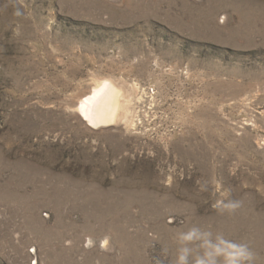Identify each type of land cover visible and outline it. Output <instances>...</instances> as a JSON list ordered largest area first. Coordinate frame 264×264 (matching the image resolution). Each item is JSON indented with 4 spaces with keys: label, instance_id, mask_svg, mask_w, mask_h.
<instances>
[{
    "label": "rangeland",
    "instance_id": "374dc122",
    "mask_svg": "<svg viewBox=\"0 0 264 264\" xmlns=\"http://www.w3.org/2000/svg\"><path fill=\"white\" fill-rule=\"evenodd\" d=\"M101 80L128 110L92 129ZM205 242L264 264V0H0V264H196Z\"/></svg>",
    "mask_w": 264,
    "mask_h": 264
},
{
    "label": "bare ground",
    "instance_id": "6f19581e",
    "mask_svg": "<svg viewBox=\"0 0 264 264\" xmlns=\"http://www.w3.org/2000/svg\"><path fill=\"white\" fill-rule=\"evenodd\" d=\"M75 109L80 119L92 129L116 123V118L128 110L121 102L119 89L108 80L96 81L92 91L81 98Z\"/></svg>",
    "mask_w": 264,
    "mask_h": 264
},
{
    "label": "clouds",
    "instance_id": "9594fccd",
    "mask_svg": "<svg viewBox=\"0 0 264 264\" xmlns=\"http://www.w3.org/2000/svg\"><path fill=\"white\" fill-rule=\"evenodd\" d=\"M218 206L228 211H234L240 204L238 201H220ZM198 230L192 229L187 233H182L180 239L183 241H192L198 239ZM205 252L203 256L196 260V264H216L217 258L223 257L225 264H252L254 259L253 252L246 244L227 242L225 246L205 242L203 244ZM188 249H181V254L177 257L176 264H188Z\"/></svg>",
    "mask_w": 264,
    "mask_h": 264
}]
</instances>
